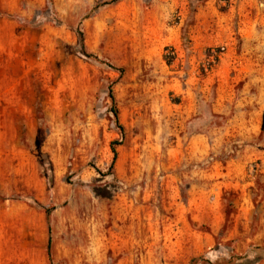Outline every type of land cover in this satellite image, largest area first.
<instances>
[{"label":"rangeland","instance_id":"1","mask_svg":"<svg viewBox=\"0 0 264 264\" xmlns=\"http://www.w3.org/2000/svg\"><path fill=\"white\" fill-rule=\"evenodd\" d=\"M231 257L264 264V0H0V264Z\"/></svg>","mask_w":264,"mask_h":264},{"label":"trees","instance_id":"2","mask_svg":"<svg viewBox=\"0 0 264 264\" xmlns=\"http://www.w3.org/2000/svg\"><path fill=\"white\" fill-rule=\"evenodd\" d=\"M87 57H92V56L88 55ZM113 114H114V117L117 119V112L114 111ZM113 153H114V159H115L116 154L114 151H113ZM47 255H48V257H50V242H48V245H47ZM234 261H235V259L233 257H231L230 260L227 262V264H234Z\"/></svg>","mask_w":264,"mask_h":264}]
</instances>
